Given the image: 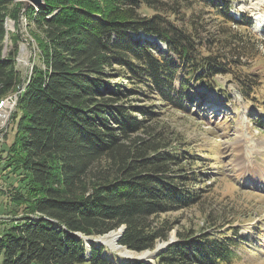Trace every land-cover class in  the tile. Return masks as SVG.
<instances>
[{"label": "trees", "instance_id": "16d2710c", "mask_svg": "<svg viewBox=\"0 0 264 264\" xmlns=\"http://www.w3.org/2000/svg\"><path fill=\"white\" fill-rule=\"evenodd\" d=\"M232 2L45 0L24 10L22 1L0 0V98L22 87L14 136L0 155V177L18 176L6 185V174L0 186L10 222L0 232V264H121L94 245L86 258L75 233L124 225L119 244L141 252L175 228L160 215L196 205L205 206V226L176 229L151 264H234L241 235L216 225L236 206L213 216L214 204L202 198L206 158L160 119L164 109L187 111L198 93L193 82L215 90L217 76L230 75L250 86L248 60L263 40L247 15L230 13ZM21 15L42 60L26 83L17 69L20 37L12 32L7 50L4 39L6 20Z\"/></svg>", "mask_w": 264, "mask_h": 264}, {"label": "rangeland", "instance_id": "374dc122", "mask_svg": "<svg viewBox=\"0 0 264 264\" xmlns=\"http://www.w3.org/2000/svg\"><path fill=\"white\" fill-rule=\"evenodd\" d=\"M232 1L230 13L235 18L242 13L247 15L252 21L250 30L263 40L262 44H258L259 54L248 60L250 74L246 76V80L250 86L242 88L230 75H218L215 90H208L193 82L192 86L198 93L192 95L189 107L185 108L187 111L164 109L160 119L170 122L184 135L194 151L206 158L200 170L209 189L203 193L202 198L210 205L214 204L213 216L223 217L224 213H219L223 205L236 206L234 217L228 213L226 216L229 221L222 224V218L216 225L218 230H229L233 226L241 235L240 238L233 239L237 252L234 264H264V0ZM22 2L25 10L29 3ZM6 23L5 49L10 48L11 33H17L20 37L17 69L26 83V77L31 74L33 66L42 67L36 44L37 37L30 31L24 15L17 21L9 18ZM141 37L150 42L155 41L156 44L160 43L151 35ZM12 113L8 126L0 137L2 157L6 155L16 129L17 120L13 118ZM6 174V185L17 181L16 174L11 171ZM5 175L0 177V186H4ZM204 207L196 205L160 215V219L165 218L175 223L169 238H175L176 229L196 230L205 226ZM8 208L6 197L0 195V232L10 225ZM210 213L212 214V210ZM258 230L262 231L259 236ZM163 242L166 241L158 240L156 244ZM99 247H102V254L115 263L121 259L118 252L105 245ZM152 250L153 248L150 249ZM124 261L126 260H122L121 264H125Z\"/></svg>", "mask_w": 264, "mask_h": 264}, {"label": "bare ground", "instance_id": "6f19581e", "mask_svg": "<svg viewBox=\"0 0 264 264\" xmlns=\"http://www.w3.org/2000/svg\"><path fill=\"white\" fill-rule=\"evenodd\" d=\"M250 175H253V174L250 173ZM118 236H119L118 229L110 230L108 233H105L99 237L86 236L85 241L88 246H91V244H93L94 242L98 243V244L95 243L98 246L105 245L107 248H110L111 250L118 252L122 260H126V261L134 260V259L147 260L151 258L153 250L150 251V249H148V250L141 251V253L127 250L125 246L118 245ZM121 259L119 261H122Z\"/></svg>", "mask_w": 264, "mask_h": 264}, {"label": "water", "instance_id": "95a60500", "mask_svg": "<svg viewBox=\"0 0 264 264\" xmlns=\"http://www.w3.org/2000/svg\"><path fill=\"white\" fill-rule=\"evenodd\" d=\"M19 1H26V2H28L29 4L34 5V6H36V7L44 6V5H45V0H19ZM157 45H158V46H161V43H159V44H157ZM161 47H162V46H161ZM162 50H166L165 46H163ZM177 84H178V82H177ZM124 227H125L124 225H121V226L118 228V232H119L118 241H119V238L121 237V234H122V232H123V230H124ZM75 234H77V235L83 240V242H84V244H85V246H86V255H87L86 258H89L90 253H91V246H88V245H87V243H86V241H85V237H86V236H91V235H84V234H82V233H80V232H76ZM102 235H103V234H102ZM172 241H173V239H172V238H169L166 242L156 244L155 247L153 248V253H152L150 259H147V260H144V259H134V260H140V261H143V262H145V263H147V264H151V263L154 261V259L156 258L158 252H159L161 249H163L168 243H170V242H172ZM118 245H121V244H119V242H118ZM94 246L98 247V245H96V244H94ZM121 246H123V245H121ZM126 248H127V247H126ZM127 250H130V249L127 248ZM146 250H148V249H146ZM131 251H133V250H131ZM101 255H102L103 258H107V257L104 256L103 254H101ZM107 259H109V258H107ZM110 261H111V262H114V260H111V259H110ZM129 261H130V260H128V261H124V263L127 264ZM121 262H122V261H119V260H118L116 263H121Z\"/></svg>", "mask_w": 264, "mask_h": 264}, {"label": "built area", "instance_id": "2783aa9c", "mask_svg": "<svg viewBox=\"0 0 264 264\" xmlns=\"http://www.w3.org/2000/svg\"><path fill=\"white\" fill-rule=\"evenodd\" d=\"M5 37H7V33ZM21 91H22V87L20 86L16 91L11 92L7 94L5 97L0 98V137L4 132L5 128H7L8 126L10 115L16 108L18 94H20Z\"/></svg>", "mask_w": 264, "mask_h": 264}]
</instances>
